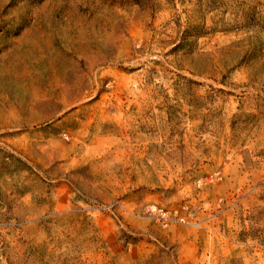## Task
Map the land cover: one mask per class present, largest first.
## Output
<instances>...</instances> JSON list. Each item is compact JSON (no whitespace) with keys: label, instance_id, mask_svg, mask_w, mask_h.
Here are the masks:
<instances>
[{"label":"rangeland","instance_id":"1","mask_svg":"<svg viewBox=\"0 0 264 264\" xmlns=\"http://www.w3.org/2000/svg\"><path fill=\"white\" fill-rule=\"evenodd\" d=\"M0 264H264V0H0Z\"/></svg>","mask_w":264,"mask_h":264},{"label":"built area","instance_id":"2","mask_svg":"<svg viewBox=\"0 0 264 264\" xmlns=\"http://www.w3.org/2000/svg\"><path fill=\"white\" fill-rule=\"evenodd\" d=\"M155 212H157V214L160 216V218L162 219H166L168 217V212H166L163 209H155ZM175 215H177V212H174Z\"/></svg>","mask_w":264,"mask_h":264}]
</instances>
